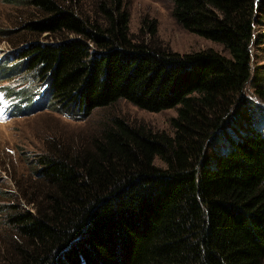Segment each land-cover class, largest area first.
I'll return each mask as SVG.
<instances>
[{"label":"trees","instance_id":"16d2710c","mask_svg":"<svg viewBox=\"0 0 264 264\" xmlns=\"http://www.w3.org/2000/svg\"><path fill=\"white\" fill-rule=\"evenodd\" d=\"M170 1L184 30L223 52H174L154 21L132 33L126 0L28 1L37 19L0 83L30 74L38 104L70 118L120 101L176 116L165 131L113 116L48 142L8 207L0 264H264V128L244 116L249 86L264 101L251 52L264 0ZM7 91L31 110L34 91ZM217 140L224 150L207 155Z\"/></svg>","mask_w":264,"mask_h":264},{"label":"rangeland","instance_id":"374dc122","mask_svg":"<svg viewBox=\"0 0 264 264\" xmlns=\"http://www.w3.org/2000/svg\"><path fill=\"white\" fill-rule=\"evenodd\" d=\"M28 1L0 0V63L16 58V46L22 45L26 37V34L20 33L22 25L37 19V13L29 7ZM126 1L131 14L132 33L137 34L140 31L144 20L154 21L158 28L157 42L174 52L186 54L207 49L223 52L221 46L184 30L173 17V3L170 0ZM147 42H151L149 35ZM251 52L253 67H264V21L256 26ZM39 83L27 73L0 83V102L4 99L0 107V250L4 248V242L8 241V233L11 231L7 227L8 207L21 205L18 184L32 186L30 183L34 182V160L48 142L71 144L77 138H82L81 136L93 134L100 120L113 116L124 117L132 123L145 125L156 131L169 130L170 120L176 116L175 110L150 113L126 101H120L109 109L96 110L90 118H70L65 110H57L56 105L49 109L50 105L47 107L38 104L45 96V88H40V96H37ZM8 88L16 92L34 91L31 110H27L28 106L23 97H10ZM3 95L6 97L3 98ZM244 99L245 104H251L250 111L244 110L246 124L252 120L254 124H260L264 128V101L251 90V86ZM245 121L239 124L242 130H245ZM226 130L241 139V129L228 126ZM224 147V143L217 140L207 149L206 154L210 151L211 156H215Z\"/></svg>","mask_w":264,"mask_h":264}]
</instances>
